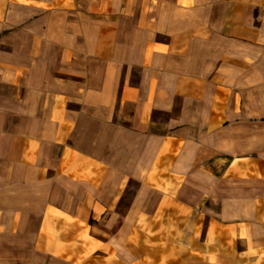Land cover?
Listing matches in <instances>:
<instances>
[{
	"label": "crops",
	"instance_id": "crops-1",
	"mask_svg": "<svg viewBox=\"0 0 264 264\" xmlns=\"http://www.w3.org/2000/svg\"><path fill=\"white\" fill-rule=\"evenodd\" d=\"M0 264H264V0H0Z\"/></svg>",
	"mask_w": 264,
	"mask_h": 264
}]
</instances>
